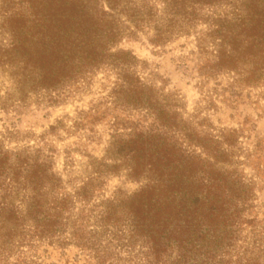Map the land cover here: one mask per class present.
Segmentation results:
<instances>
[{
  "label": "trees",
  "instance_id": "16d2710c",
  "mask_svg": "<svg viewBox=\"0 0 264 264\" xmlns=\"http://www.w3.org/2000/svg\"><path fill=\"white\" fill-rule=\"evenodd\" d=\"M4 3L7 7L9 0ZM19 4L18 10L8 7L3 12L2 25L10 38L0 51L1 65L16 67L43 89L110 68L116 75L114 102L143 110L153 122L112 142L114 157L127 165L129 175L146 178L148 184L130 196L103 201L90 214L73 213V198L88 203L92 184L117 164L109 168L100 163L76 195L59 197L52 191L59 179L44 162L0 149V238L5 248L9 240L16 244V237L20 246L32 240L66 244L68 234L94 264H260L258 257L233 260L235 233L246 221L242 214L251 191L235 172L216 170L214 164L229 161L223 142L193 134L136 73L135 57L115 46L131 31L126 22L154 30L156 44L205 25L198 46L211 55L206 71H234L245 84L264 85V0ZM20 186L24 200L17 206L9 196ZM140 255L141 261L133 262Z\"/></svg>",
  "mask_w": 264,
  "mask_h": 264
},
{
  "label": "rangeland",
  "instance_id": "374dc122",
  "mask_svg": "<svg viewBox=\"0 0 264 264\" xmlns=\"http://www.w3.org/2000/svg\"><path fill=\"white\" fill-rule=\"evenodd\" d=\"M0 0V51L9 43L3 28L5 8L18 10L20 2ZM131 28L116 44L135 57L134 70L153 87L178 114V120L193 134L222 141L229 153L227 162L214 164L216 170L233 171L250 187L249 201L242 214L246 221L235 233L234 262L241 256L258 257L264 264V85H248L234 71L207 72L204 64L211 57L198 46L206 26L190 34H176L165 43L152 41L155 31ZM209 51L213 48L209 45ZM116 75L110 68L87 74L56 89H43L24 79L16 67L0 63V149L26 155L44 162L59 179L52 190L55 196L76 195L95 176L96 167L107 164L100 182L92 184V197L85 203L73 198V213H89L105 200L130 196L148 184L146 178L134 179L127 165L114 157L112 142L153 122L143 110L114 102L112 90ZM226 138H230L229 144ZM203 152L200 147H193ZM120 165V166H119ZM20 187L14 188L9 201L22 205ZM4 189L0 192V198ZM66 244L48 240H9L6 249L0 238V264H94L89 253L69 240ZM12 242V243H11ZM33 242V243H31ZM120 255L127 258L126 252ZM141 255L133 258L139 262Z\"/></svg>",
  "mask_w": 264,
  "mask_h": 264
}]
</instances>
